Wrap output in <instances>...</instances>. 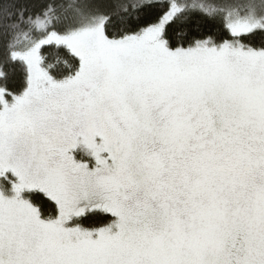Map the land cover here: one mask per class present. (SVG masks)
<instances>
[{"label":"snow or ice","instance_id":"obj_1","mask_svg":"<svg viewBox=\"0 0 264 264\" xmlns=\"http://www.w3.org/2000/svg\"><path fill=\"white\" fill-rule=\"evenodd\" d=\"M0 264H264V0H0Z\"/></svg>","mask_w":264,"mask_h":264}]
</instances>
